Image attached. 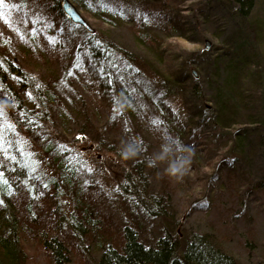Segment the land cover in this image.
Wrapping results in <instances>:
<instances>
[{"label": "rangeland", "instance_id": "1", "mask_svg": "<svg viewBox=\"0 0 264 264\" xmlns=\"http://www.w3.org/2000/svg\"><path fill=\"white\" fill-rule=\"evenodd\" d=\"M203 1H183L180 4L177 30L167 33L159 32L162 41L158 47L163 56L161 62H155L145 53L130 26L102 24L83 12L82 9L74 6L95 35L102 37L104 42L112 48L113 52L116 53V58L120 54L119 51L131 55L133 62L130 64L139 73L130 76L133 86L128 82L127 85L131 87V90L125 93L130 95L129 100L134 103L129 105L135 115L132 113L131 117L130 113L127 112L129 100L126 101V97H119L116 94L117 89L119 91L121 87L125 91L123 80L118 79L119 77L110 80L111 85L109 84V86L113 87L112 95H114H111L110 103L100 100L97 94L84 92L77 86L76 88H69L68 84L63 83L62 89H57L55 101H58L59 98L64 101L67 97L71 99L69 111H61L63 109H60L57 103L47 106L44 125L49 129V132L46 135L54 140L53 142L60 152L66 154L69 151L67 153L69 165L75 168L73 170L76 175L77 186L80 183L83 186H96L105 200V208L113 214L115 222L128 224L136 229L148 246L154 244L166 233L170 235L175 232V239L179 240L190 234L212 231L221 236L223 244L235 255L238 264H264V196L258 194L254 203L249 200L245 203V208L243 206H241L243 209L238 208L230 199L228 189H225L223 185L207 180L212 174L214 165L234 144L233 134L238 130H240V134L241 130H247L246 141L241 146L234 148L229 161L237 157L241 168L247 172L246 176L250 177V180H247L249 183L259 181L263 177L264 118L260 122L254 120L262 125L260 129L256 130V124H251L252 122L249 121L250 115L258 111L260 105L258 100L253 98L250 101L246 98L245 101L239 103L233 99V95L216 89L220 85L214 79L217 71L212 65V59L215 57V54L212 53L213 44L216 43V39L212 38L211 34L215 30V25H204L207 29L205 31L201 29L200 32L196 27L197 21L201 23V17L197 16L194 8ZM214 1L212 0V3ZM228 1L231 3L232 0ZM237 3L235 2L236 5ZM226 7V16L229 14L228 18L236 20L234 7L228 3ZM237 7L238 5L235 8ZM223 14L225 13H220L217 16ZM246 24V26L244 24L246 30L250 28L257 31L256 26L258 24L260 27H264V0H252V8L246 18ZM262 28L258 27L260 29V32L257 33L258 37L253 36L254 38L251 40L256 43L259 55L263 59L264 28ZM8 29L2 25L0 20V39L3 42L0 45V57L14 62L15 65L17 64L36 80L45 82V77L47 78L51 73L61 76L62 71L73 65L72 61L68 62L67 60L71 50L62 45H56V48L51 44L48 46L47 43H51L50 37L43 35L41 31L40 42H44L47 47L40 48L36 39L32 42V46L35 47L29 50V55L19 57L16 50L19 49L20 45L16 39V32ZM248 31L247 33L250 34ZM204 41L210 42L207 49H205ZM203 49L207 50V54H196ZM50 53L57 55L52 56ZM261 58L259 57V60ZM114 61L118 66L119 63ZM254 68L251 67L250 71L257 69V67ZM258 69L264 71L260 65ZM192 71L197 74V78L193 77ZM243 73L246 74V71L243 70ZM172 74L176 76L175 79L181 78L184 81L187 79L186 82L181 83L187 88L182 92L184 95H182V102L178 101V96L174 98L175 95H178L179 89L171 86V80L168 77ZM195 81L200 96L197 93L195 95L189 93V85ZM80 82L82 81L80 80ZM242 84L243 95L248 97L250 91L254 92L253 88L248 90L249 85L244 87V81ZM69 89L72 91L70 92ZM216 90L217 95L227 98L226 100L230 105L226 113L221 116L224 119L223 122H226L222 129H220L221 126H218L219 121L216 118L218 111L214 106ZM175 91L176 93L173 95L172 93ZM138 101L140 104H144L138 107ZM183 102H185L184 104L187 102L186 110L182 115L183 120L181 121V117H179L178 122L174 120L172 125H168L160 110L162 103L168 106L169 115L175 118L177 111L182 114L183 111L180 112L179 106ZM0 106L3 110L4 108L7 109L5 119L13 125V118L16 113L13 111L12 103L7 102L6 98L0 95ZM189 113L193 116L192 119H189ZM145 114L146 116L149 115L147 121L144 120L146 119ZM253 117L255 116L253 115ZM131 118L138 121L137 124H134V128L131 127ZM256 119L258 118L256 117ZM154 120L161 123L155 124L153 123ZM233 120H238V122ZM106 124L108 130L104 127ZM174 125L176 129L181 127L182 135L177 136ZM217 132L219 133L218 138L214 136V133ZM41 133L43 134V130ZM17 138L28 161L30 163L35 162V167L39 171L57 182V198L60 210L65 217L63 225L71 230L70 228L74 227L71 223L78 221L75 208V186L71 181L69 183L66 181V176L60 175V172L52 165L51 157L40 153L41 145L38 143V137L19 132ZM132 138L133 140H131ZM142 139L145 143H142ZM178 139L180 140L178 141ZM126 140H130L129 144L132 149V144L135 143L145 148L144 152L148 157L145 160L147 163L161 151L163 144H171L173 141L177 145L188 146L192 150L200 148L204 153H207V156L191 158V164L182 181H177L164 172L168 163L167 160L157 162L155 167L148 165L146 168L145 165H140V171L144 173V177L141 179L139 190L136 191L138 193L132 195L128 192L132 190L131 184L126 186L127 191L123 188L125 184L120 186L122 183L120 174L131 170L130 162H134L130 159H123L120 154V150L126 146L124 144ZM213 142L216 143L217 150L210 155L209 149ZM137 155L139 158L141 157L137 160L140 164L144 158L140 154ZM175 155L181 154L176 153ZM182 155L187 157L188 153L185 152ZM89 168L91 172L88 171ZM161 174H164L169 182L167 189L163 187L164 185L159 178ZM208 187L214 188L216 193L211 194L213 196L210 197V206L207 204L204 205L205 207H201L202 202L208 203L209 201L207 195L204 197L203 194V191ZM90 191L94 193L93 189ZM199 195L201 199L192 210L189 208L191 206L189 202L196 200ZM231 203H233V208ZM116 228L117 225L109 228L113 237H115ZM110 231L107 229L105 232L109 234ZM80 243L82 250H77L80 253H76V255L72 254L71 261L67 264H95L101 244L106 245L105 240L103 241L97 234L90 241L82 238ZM24 246L28 257L31 258L28 260V264H50L44 256L46 250L40 248L37 253L31 242L27 244L25 242ZM81 251L83 252L82 256Z\"/></svg>", "mask_w": 264, "mask_h": 264}, {"label": "trees", "instance_id": "2", "mask_svg": "<svg viewBox=\"0 0 264 264\" xmlns=\"http://www.w3.org/2000/svg\"><path fill=\"white\" fill-rule=\"evenodd\" d=\"M69 1L76 8L82 9L83 12L102 24L130 26L145 53L155 62H161L163 56L158 50L159 44L162 43L159 32L167 33L177 30L180 4L188 0ZM60 2L61 0H6L8 4H17L21 7L9 9L10 16L5 13V16L0 19L6 29L9 28L12 32H16V39L20 45L16 50L19 57L29 55V50L35 47L32 46V42L36 39L40 48H46L47 45L40 42L43 34L50 37L51 43H47L48 46L51 44L56 48V45H62L71 50L67 60L73 62L70 68L62 71L61 76L51 73L47 78L45 77L44 82L36 80L14 62L0 57V95H3L7 102L12 103L13 111L16 113L13 118L14 129H9L6 132V140L11 142V145H5L8 149L7 154L0 152V164H2L0 170L4 172L3 179L8 181L7 185L0 183V201L3 202L0 204V264H28L27 262L31 258L28 257L24 246L25 242L26 244L31 242L37 253L40 248L46 250L44 256L48 263L67 264L71 261L72 254L76 255V253H80L77 250H82L80 240L85 238L90 241L96 234L100 235L103 241L105 240L106 245L101 244L95 264H238L235 255L223 244L221 236L212 231L190 234L179 240L175 239V232L170 235L166 233L154 244L148 246L136 229L128 224L115 222L113 214L105 208V200L96 186H83L81 183L77 186L73 170L75 168L69 165L67 156L69 151L66 154L60 152L55 146L54 140L46 135L49 132V129L44 125L47 106L57 103L60 109H63L61 111H69L71 99L67 97L65 101L61 98L55 101L57 89L61 90L65 83L69 88L77 86L84 92L97 94L100 100L110 103L113 89L109 86V84L111 85L110 80L117 77L123 80L125 91L121 87L119 91L117 89L116 94L119 97H126V101H128L130 95L128 96L125 92L131 90V87L127 83L129 82L133 86L130 76H135L139 72L137 69H133V65L130 64L133 61L129 53L119 51L120 54L116 58V53L104 42L102 37L96 36L94 32L90 34L79 25L72 24L63 14ZM235 2H238L237 8H235L237 6ZM227 3L234 7L235 14H233L236 20L228 18L229 14L226 16ZM251 8L252 0H232L231 3L228 0H215L213 3L212 0H204L194 9L197 16L201 17V23L196 22L199 32L201 29L205 31L209 24L215 25V30L211 34L212 38L216 39L212 52L215 54L212 65L217 71L214 79L220 84L216 89L233 95V99L239 103L245 101L246 98L250 101L256 98L262 107L259 105V112L253 113L255 117L250 115L249 122L256 124L255 129L258 130L262 125L254 120L260 122L264 118V71L262 69L260 71L258 66L264 68V58H261L256 43L251 40V38L258 37L257 33L260 32L258 27L262 28V26L260 27L258 24L257 31L250 28L246 30L244 27V24L247 25L246 18ZM220 13L225 14L217 16ZM248 30L250 34L247 33ZM1 44H3L2 39H0ZM196 54H207V50L203 49ZM50 55L57 54L50 53ZM114 60L119 63L118 66ZM251 67H255L254 69L257 67V69L250 71ZM243 70L246 71V74L243 73ZM168 78L171 80V86L179 89L178 95H175L174 98L178 96V101L182 102L184 96L182 92L187 88L181 83L186 82L187 79L185 81L181 78L175 79L174 74ZM243 81L244 87L250 86L248 90L254 89V92L250 91L248 97L243 95ZM69 90L72 91V89ZM175 93L176 91L172 94ZM189 93L191 95L199 93L196 81L189 85ZM220 96L217 95L216 90L214 106L218 111V115L216 114L219 121L218 126H221L220 129H222L226 122H223L224 119L221 116L226 113L230 105L227 98ZM132 103L131 100L127 102V112L131 117L133 110L129 104ZM184 103L179 106L180 112L183 111L182 114L177 111L175 118L169 115L168 106L162 103L160 110L168 125H172L174 120L178 122L179 117H181V121L183 120L182 115L186 110L187 102ZM138 104H140L139 101L137 106L141 107L144 103ZM4 112H8L7 109L4 108ZM192 117L189 113V119ZM148 118L149 115L144 120L147 121ZM131 120V127L134 128V124H137L138 121L133 118ZM233 121L238 122V120ZM104 127L108 130L107 124ZM174 128L177 136L182 135L181 127L176 129L174 125ZM246 131L241 130L240 134V130H238L233 134L234 144L214 165L212 174L207 178L209 182L223 185L225 189H228L230 199L238 208H242L241 206L245 208V203L249 200L254 203L258 194L264 196V171L263 177L259 181L249 183L247 180H250V177L246 176L247 172L241 168L237 157L229 161L234 148L245 143ZM19 132L38 137V143L41 145L40 153L51 157L52 165L60 172V175L66 176V181L68 183L71 181L75 186V208L78 221L71 223L74 226L70 228L71 230L63 225L65 217L60 210L57 198V182L36 167L32 171L31 167L22 166L28 159L18 141ZM44 134L45 137H43ZM218 134V132L214 133V136L218 138ZM141 141L145 143L143 139ZM129 143L130 140H126L124 149L131 147ZM214 143L210 145V155L217 150V145ZM132 146L134 150L138 151V154L143 156L144 161L138 164L137 160L141 158L139 155L130 158L134 162H130L131 170L120 174L122 180L120 186L125 184L123 188L127 191L126 186L131 184L132 190L128 192L136 195L141 179L144 177V173L140 171V165H145L147 168L148 163L145 160L148 157L143 146L137 145V143ZM193 153L191 158L207 156V153H204L200 148L193 149ZM164 176L161 174L159 178L163 187L167 189L169 182ZM91 189L94 193L90 191ZM213 189L208 187L203 191L204 197L207 195L209 201L208 203L202 202L201 207L207 204L211 205L210 197L213 196L211 194L216 193ZM200 199L199 195L196 200L190 201L189 208L194 210ZM233 203H231L232 208ZM116 225V234L113 237L110 229ZM107 229L110 231L109 234L105 232ZM82 254L81 251V256Z\"/></svg>", "mask_w": 264, "mask_h": 264}, {"label": "clouds", "instance_id": "3", "mask_svg": "<svg viewBox=\"0 0 264 264\" xmlns=\"http://www.w3.org/2000/svg\"><path fill=\"white\" fill-rule=\"evenodd\" d=\"M187 152L188 156L184 157L182 154ZM180 153L181 155H175ZM120 154L123 159L128 160L135 157L138 154L137 150L131 147L126 149H121ZM193 150L184 145H177L175 141L171 144L165 143L161 146V151L154 155V158L148 161L149 167H155L157 162L168 161L164 172L171 178H175L177 181H182L187 173V168L191 164V156L193 155ZM175 157V158H172Z\"/></svg>", "mask_w": 264, "mask_h": 264}, {"label": "snow or ice", "instance_id": "4", "mask_svg": "<svg viewBox=\"0 0 264 264\" xmlns=\"http://www.w3.org/2000/svg\"><path fill=\"white\" fill-rule=\"evenodd\" d=\"M19 7H21V5L8 4V3H6V0H0V17H4L6 12L10 16L11 13L8 10L9 9H16ZM52 42L54 43L55 41H52ZM69 75H71V72H69ZM5 117H6V113L4 112L2 106H0V152H4L5 154H7L8 149H7V147H5V145L7 144L8 146H10L11 142L6 140V132L9 129H14V126L12 124L8 123L7 119H5ZM153 123L159 124L161 122L158 120H154ZM61 147L63 148L64 146H61ZM12 159H15V157H12ZM72 159L74 160L75 158H72ZM70 162H71V160H70ZM22 166L31 167L32 171L35 170V162L30 163L28 160H26L24 162V165H22ZM82 167H83V165H82ZM0 168H2V164H0ZM88 171L91 172V169L89 168ZM3 177H4V172L2 170H0V183L7 185L8 181L6 179H3ZM2 203L3 202L0 201V204H2Z\"/></svg>", "mask_w": 264, "mask_h": 264}, {"label": "water", "instance_id": "5", "mask_svg": "<svg viewBox=\"0 0 264 264\" xmlns=\"http://www.w3.org/2000/svg\"><path fill=\"white\" fill-rule=\"evenodd\" d=\"M60 7L63 14L69 19L72 24L79 25L88 33H93V30L86 24L84 19L79 14L78 10L74 7V5L69 0H61ZM205 49L210 46V42H204ZM192 75L194 78H197V74L192 71Z\"/></svg>", "mask_w": 264, "mask_h": 264}]
</instances>
